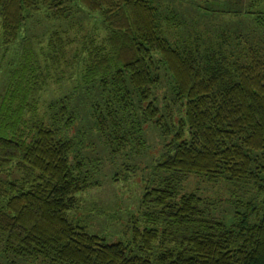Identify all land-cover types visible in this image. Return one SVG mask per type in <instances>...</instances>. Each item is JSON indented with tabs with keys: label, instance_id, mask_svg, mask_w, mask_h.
I'll return each mask as SVG.
<instances>
[{
	"label": "trees",
	"instance_id": "trees-1",
	"mask_svg": "<svg viewBox=\"0 0 264 264\" xmlns=\"http://www.w3.org/2000/svg\"><path fill=\"white\" fill-rule=\"evenodd\" d=\"M177 1L193 8L192 17L152 0H0L3 47L18 39L26 9L44 7L63 19L95 12L103 30L80 48L87 129L77 128L81 118L68 93L37 115L33 98L44 80L33 74L30 49L22 47L2 94L0 166L17 173L0 176L6 264L14 257L39 264H264V0ZM225 15L236 16L231 35L221 26L215 47L199 38L200 20ZM244 27L252 34H242ZM60 41L53 31L48 45L60 48ZM230 44L240 49L226 51ZM163 78L171 96L164 104L155 93ZM147 124L164 139L163 151L127 235L88 232L68 211L77 193L99 184L100 158L89 153L99 145L111 157L137 154ZM87 130L98 137L93 146ZM204 188L214 198L202 195Z\"/></svg>",
	"mask_w": 264,
	"mask_h": 264
},
{
	"label": "rangeland",
	"instance_id": "rangeland-1",
	"mask_svg": "<svg viewBox=\"0 0 264 264\" xmlns=\"http://www.w3.org/2000/svg\"><path fill=\"white\" fill-rule=\"evenodd\" d=\"M196 1L200 5L206 4L203 0ZM209 1L218 2L220 0ZM152 2L161 10L174 7L179 14L181 13L182 17L187 15L192 17L193 15V8L177 0H152ZM179 4H181L180 7ZM262 4L264 3L262 2ZM75 11L70 18L63 19L47 16L44 7H40L37 10H25L27 17L25 24L18 32V39L5 47L0 46V99L4 91L11 85L12 71L16 68L23 55L22 47L30 49L31 53H34V58L32 59L35 70L33 74L38 75L39 81L44 80V83L42 81L40 89L33 98L36 100L34 104L36 105L37 115H43L49 99L68 93L70 94V104L76 106L78 116L81 118L77 123L78 128L85 123L84 112L86 109V98L88 97L87 93L80 88V70L82 65L79 59L81 56L80 48L88 43L87 38L91 35H95L98 41L103 30L99 14L95 12L83 14L81 10ZM226 17V15L223 17L212 16L207 22L202 16L200 19L203 18L205 21L200 20V23L196 24L199 28L198 31L201 32L199 38L211 41L210 43L215 47L218 40L217 34L221 26H229V35H231L234 28H236L233 24L236 16ZM235 20H238V18ZM196 21L199 22L198 20ZM214 25L218 28L214 29ZM53 31H57L61 39L60 42H56V45H61L60 48L54 49L51 45H48V39ZM248 31L246 27L241 29L242 34L248 33L251 35L252 33ZM53 41H55V38ZM223 48L226 51L232 50L233 52L240 49L239 46L236 47L233 44L223 45ZM155 93L159 97L158 101L162 104L171 100L169 83L166 78H163L155 89ZM170 109L173 118L180 115L176 106L171 104ZM24 115L29 117L32 114L26 112ZM151 126V124H147L145 127V147L137 154L128 157H111L99 145L93 148L95 151L93 150L89 153L90 155L97 154L100 158L101 163L97 172L99 184L77 193L76 205L68 211V215L76 222L84 225L88 232L119 239H124L125 235H127L126 225L128 217L133 212H136L144 185L151 182L155 177L153 165L160 158L163 151L164 139ZM81 129L85 130L87 128L81 127ZM74 131L75 127H72L70 133ZM87 133L90 136L84 133L85 140L93 146L92 143L96 140L98 141V137L94 131L90 132L87 130ZM126 165L128 167H125ZM16 175L17 173L14 171L13 166H0V176L3 179L7 177L13 178ZM115 176H118V178L115 179ZM188 183L185 187L192 188L194 186L192 184L194 182L188 181ZM198 183L201 187L204 182ZM201 190L203 192L202 195L205 194L207 197L214 198L211 196L213 194L210 192L211 189L204 188ZM12 261L14 262L8 264H39V261L16 257L12 258ZM6 262H8V259L0 257L1 264H6Z\"/></svg>",
	"mask_w": 264,
	"mask_h": 264
}]
</instances>
